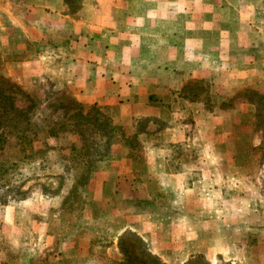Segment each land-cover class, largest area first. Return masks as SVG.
<instances>
[{
    "label": "rangeland",
    "instance_id": "obj_1",
    "mask_svg": "<svg viewBox=\"0 0 264 264\" xmlns=\"http://www.w3.org/2000/svg\"><path fill=\"white\" fill-rule=\"evenodd\" d=\"M30 1L10 0L16 11ZM67 2L73 12L81 0ZM16 29L13 22L0 26V264H166L169 257L153 251L159 233H169L171 244L186 251L196 244L213 249L230 239V223L246 219L243 212L264 223V96L243 89L230 95L227 52L213 70L216 84L203 79L187 85L204 100V113L215 125L203 118L188 132L189 141L156 143L154 157L136 137L122 139L124 132L103 110L84 107L45 73L38 49L56 32L21 41ZM250 35L264 39L254 29ZM245 101L256 108L239 105ZM117 142L131 148L128 160L139 167L133 172L137 184L125 194L114 186L123 166L111 157ZM168 151L169 166L162 155ZM168 172H181L183 186L166 185ZM129 173L123 175L128 179ZM129 190L136 195L133 216ZM121 210L135 231L126 229L115 242ZM144 230L153 242L141 238ZM170 256L172 264L185 258L176 251ZM208 259L191 253L183 264Z\"/></svg>",
    "mask_w": 264,
    "mask_h": 264
},
{
    "label": "crops",
    "instance_id": "obj_2",
    "mask_svg": "<svg viewBox=\"0 0 264 264\" xmlns=\"http://www.w3.org/2000/svg\"><path fill=\"white\" fill-rule=\"evenodd\" d=\"M67 3L31 0L17 5L16 11L10 0H0L6 19L0 26L7 28L13 22L21 41L56 32L55 38L44 39L46 44L38 49L37 57L47 62L43 65L45 73L84 107L103 110L108 122L124 132L122 139L136 137L150 156H158L154 145L160 141H189L188 132L203 118L208 125H215V119L204 113V100L187 85L202 83L203 79L212 84L216 80L213 70L222 64L217 61L227 54L230 95L243 89L264 96V39L250 35L252 29L258 35L264 33V0H81L73 12ZM8 36L3 40H9ZM239 105L256 108L253 102ZM227 124L230 129L236 125ZM117 143L111 157L123 160V166L115 172L114 186L125 194L126 188L137 184L133 172L139 167L128 160L131 148ZM170 154L162 153L168 166ZM160 168L153 170L162 172ZM125 173H129L128 179ZM181 175L168 172L164 182L183 186ZM129 195L133 216L138 212L136 195L133 190ZM126 213L121 210L120 220L118 216L115 242L126 229L135 231L133 222L123 221ZM241 215L246 219L230 223V239L213 249L196 244L194 250L186 251L183 244L177 248L171 244L169 233H159L153 251L165 253L169 257L164 260L166 264H172V251L185 256L181 264L191 253L207 254L209 264H264V223L249 220L247 213ZM258 216L263 218V213ZM259 218L257 222H262ZM140 235L153 242L147 230Z\"/></svg>",
    "mask_w": 264,
    "mask_h": 264
},
{
    "label": "trees",
    "instance_id": "obj_3",
    "mask_svg": "<svg viewBox=\"0 0 264 264\" xmlns=\"http://www.w3.org/2000/svg\"><path fill=\"white\" fill-rule=\"evenodd\" d=\"M24 115H25V118L27 119L26 124L29 125L30 119L27 118V113H25ZM106 121H107V120H106ZM106 123H107V122H106ZM14 126H15V125H14ZM130 233H131V232H130ZM130 233H128V234H130ZM131 234H132V236H133L134 238H136V239H138V240H141L140 237H139L138 235H136V234H134V233H131ZM126 235H127V234H126ZM123 237H124V236H123ZM123 237H122V238H123ZM122 238H121V239H122Z\"/></svg>",
    "mask_w": 264,
    "mask_h": 264
}]
</instances>
